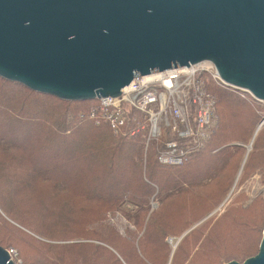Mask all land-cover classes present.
<instances>
[{
	"label": "trees",
	"instance_id": "trees-1",
	"mask_svg": "<svg viewBox=\"0 0 264 264\" xmlns=\"http://www.w3.org/2000/svg\"><path fill=\"white\" fill-rule=\"evenodd\" d=\"M208 86L217 99L219 125L185 164L165 166L154 146L145 161L142 137L80 119L95 99L63 100L0 76V128L13 135L0 134V208L21 226L0 213V245L23 251V264H168L167 239L193 227L177 244L171 264H224L255 254L264 230V198L244 206L236 196L222 213L209 216L245 157L241 143L257 125L258 101L231 87ZM261 130L244 169L264 157ZM78 147V161L62 167ZM38 154L46 157L37 160ZM113 212L125 218L124 235L107 224ZM80 237L89 240L49 242Z\"/></svg>",
	"mask_w": 264,
	"mask_h": 264
},
{
	"label": "water",
	"instance_id": "water-1",
	"mask_svg": "<svg viewBox=\"0 0 264 264\" xmlns=\"http://www.w3.org/2000/svg\"><path fill=\"white\" fill-rule=\"evenodd\" d=\"M205 60L264 101V0H0V76L63 100ZM0 264H14L1 245ZM225 264H264V230L255 255Z\"/></svg>",
	"mask_w": 264,
	"mask_h": 264
},
{
	"label": "built area",
	"instance_id": "built-area-1",
	"mask_svg": "<svg viewBox=\"0 0 264 264\" xmlns=\"http://www.w3.org/2000/svg\"><path fill=\"white\" fill-rule=\"evenodd\" d=\"M210 83L256 99L248 90L228 84L215 64L205 60L138 76L119 96L96 98L79 117L97 125L108 124L114 133L128 138L142 137L145 151L155 144L159 164L180 166L206 147L216 126L217 99ZM7 251L14 264L21 263L16 248Z\"/></svg>",
	"mask_w": 264,
	"mask_h": 264
},
{
	"label": "rangeland",
	"instance_id": "rangeland-1",
	"mask_svg": "<svg viewBox=\"0 0 264 264\" xmlns=\"http://www.w3.org/2000/svg\"><path fill=\"white\" fill-rule=\"evenodd\" d=\"M254 100H256V99H254ZM250 101H253V100H250ZM256 101H258V105L259 106H255L254 108L257 110V112L259 114V120L257 121V125H256V127H255V129H254V131H253V133H252V135L250 137V139L248 140V142L241 143L243 145L242 147L245 150V152L243 153L245 155V157L243 158V160H241V162L239 164V169H238L237 173H235L234 176L231 175V177L233 176V178H232V182H231V185H230L229 189L227 190V192H226L225 196L222 198V200L218 204H216V206L210 212L211 215L210 216L208 215L209 218H211L212 216H214L216 214L222 213L224 210H226L228 208V206L230 204H232V202L234 201V199H235L236 196H238V199L237 200L242 199V201L237 202V204H239V203L242 204L243 203L244 206L249 205L250 203H252V201L254 199H256L259 196H261L262 198H264V157L263 158H259L258 160H256V164L253 166V169H251V167L244 169V167H245V165L247 163V159L249 157V154L254 149L253 143L255 141V138L258 136V132L259 131L257 132L256 135H255V132H256V130H257L260 122L262 121V119L264 117V101H260V100H256ZM219 113H220V111H219ZM219 113H217L216 126L214 127V131H215V128L217 127V125H219L218 123L220 122L219 121ZM32 125H34V124L33 123L30 124L29 127H31ZM263 128H264V126H262V128H260L259 130H261ZM5 130L6 129H4V128H0V134L1 133H5L7 131L8 132V134H7L8 136H11V137L13 136V135H11V132H9L8 130H6V131ZM23 133H25V132H23ZM234 144H240V142L239 141H235ZM261 145L264 148V143L261 144ZM153 146H154V149H155V144L150 145V147H153ZM79 147L77 149V152L78 153L74 154V156L72 158H67V159L62 160L60 162V164H61L62 167H64V168L65 167L66 168H70L71 165H74V163L78 161L77 155L79 156V153H81L80 152L81 151V148H79ZM66 149H68V147H66ZM56 150H57V147L54 146L53 147V152L55 153ZM152 151H154V150H152ZM148 152L149 151H145L144 150V158H145V161H146L147 153ZM46 154H47V152H46ZM36 157H37V160H41V159H44L46 156H44L43 154H41V155L38 154ZM148 158H149V156H148ZM151 158L152 157H150L149 159H151ZM52 161L54 162L55 160H52ZM50 165H52V164H50ZM157 205H158L157 201H155V200H152L151 201L152 208L153 207H156ZM221 205H222V207H221L220 211H218L219 210L218 207L221 206ZM0 213H1V215H2V217L4 219L9 220L13 224H15V225H17L18 227L21 228V226H19L15 221H13L12 219H10L4 213V211L1 208H0ZM107 220L109 221V222H107L108 225H110V223H111V224L119 227V231H120L121 234L124 235V233H126V228H125V222L126 221H125V218L122 215V213H120V212H115V213L113 212L112 214L110 213V214L107 215ZM212 225H213V223H212ZM262 235H263V233H262ZM180 237H178V238H172L173 239L172 242L169 241L170 238L167 239L168 242H169V244H170V246H171V249H172L171 256H170V260H169V263L168 264H171V261L173 260V256H174V252H173L174 251V246L176 245V247H177V244L179 243V238ZM84 238L85 237H80V238H78L76 240H72V241H58V240H54L53 239V240H51L49 242H52V243H55V244H63V243H69V242H73V241H85V240H89V239H84ZM46 241H48V240H46ZM174 243H176V244H174ZM1 246H3V245H1ZM259 246H260V244H259ZM3 247H5L6 249H8L9 247H14V248H16L18 250V248L16 246H13V245H10V246L8 245V246H3ZM176 247H175V249H176ZM24 250H26V249H24ZM29 251L31 253H33V250L32 249H29ZM257 252H255V254ZM255 254H253V255H255ZM19 257L21 259V263H19V264H23L22 263V261L24 262L23 251H22V255L19 252ZM244 260H242V261H244ZM25 261H26V259H25ZM238 261H240V260H238ZM242 261H240V262H242ZM26 264H27V262H26Z\"/></svg>",
	"mask_w": 264,
	"mask_h": 264
},
{
	"label": "bare ground",
	"instance_id": "bare-ground-1",
	"mask_svg": "<svg viewBox=\"0 0 264 264\" xmlns=\"http://www.w3.org/2000/svg\"><path fill=\"white\" fill-rule=\"evenodd\" d=\"M263 125H264V124H263ZM263 125H262V126H263ZM260 128H261V127H260ZM260 128L258 127L257 130L259 131ZM258 131H257V132H258ZM174 247H176V245H175Z\"/></svg>",
	"mask_w": 264,
	"mask_h": 264
}]
</instances>
